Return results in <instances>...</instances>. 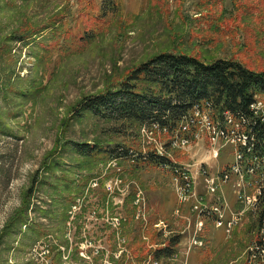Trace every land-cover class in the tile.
Masks as SVG:
<instances>
[{"label":"rangeland","instance_id":"obj_1","mask_svg":"<svg viewBox=\"0 0 264 264\" xmlns=\"http://www.w3.org/2000/svg\"><path fill=\"white\" fill-rule=\"evenodd\" d=\"M116 2V14L102 16L103 0H0V44L12 47L0 56V264H52L58 251L59 264H114L123 253L135 263L142 244L145 253L167 250L145 264H264L254 251L264 238L260 212L254 200H237V176H224L236 136L213 143L193 128L189 144L176 147L171 130L75 111L164 51L264 68V0ZM23 24L38 31L13 44ZM261 113L264 95H256ZM214 114V125L237 135L234 121ZM84 144L113 156L159 149L195 170L193 193L182 199L166 161L91 156L77 150ZM25 198V224L11 222ZM204 206L220 211L221 225L199 212Z\"/></svg>","mask_w":264,"mask_h":264},{"label":"trees","instance_id":"obj_2","mask_svg":"<svg viewBox=\"0 0 264 264\" xmlns=\"http://www.w3.org/2000/svg\"><path fill=\"white\" fill-rule=\"evenodd\" d=\"M116 1L103 0V7L100 9L102 16L116 14L120 6ZM35 29L36 27L23 24L10 35L9 40L13 44L24 42L37 33L38 30L35 32ZM9 44H0L1 57L10 55L12 47ZM256 95H264V68H251L233 58L206 61L191 54L164 51L128 71L115 88H107L97 97L80 101L75 111L84 110L110 121L115 119L140 126L173 129L194 106L209 104L214 112L229 111L241 122L252 120L246 129L248 143L254 150L262 153L264 114L256 117L251 108L256 103ZM76 146L79 152L91 156L103 152L107 158H125L121 154H129L132 159L155 160L159 166L167 161L154 151L141 154L133 149L118 148L117 155L113 156L115 154L111 155L96 145ZM29 208L30 202L25 198L21 210L10 221L21 219L19 222L25 224L24 213ZM143 246L144 244L137 248L142 255L135 263L128 262L129 256L123 253L114 264H145L144 261L152 252L158 256L161 251H167L157 247L145 253ZM58 253L53 256L52 264H59Z\"/></svg>","mask_w":264,"mask_h":264},{"label":"built area","instance_id":"obj_3","mask_svg":"<svg viewBox=\"0 0 264 264\" xmlns=\"http://www.w3.org/2000/svg\"><path fill=\"white\" fill-rule=\"evenodd\" d=\"M255 104L251 107L254 115L256 117H261L262 113L255 114ZM212 113L214 114L215 112L210 108L209 104H200L194 106L181 119V121L176 124L175 127H178L177 130L174 128L169 129L167 127L163 129L157 126L151 127L166 132L171 130V132H173L171 146L183 148L189 144V138H187L186 136L191 132L193 128H205L209 134L212 133L215 136L211 139L213 143L215 140H217L218 135L219 137L220 135L227 136L230 134L236 136L238 145L233 148L234 162L232 165L227 167L228 172L225 173L224 176L226 179H228V176H237V178L235 179L236 190L234 189V194L237 200L243 205H247V203H250L254 200L253 207L256 213L257 211L260 212V219L262 222L261 232H264V151L261 153L259 150H254L248 143L249 140L246 129L248 128L252 120L246 119L241 122L234 116H232L229 111H222L221 113H219L220 116L218 118H221L222 121H234L236 123L238 133L237 135H234L236 131L233 127H229V125L226 124L223 125L222 123H220V125H214L211 121ZM208 124L210 125L208 126ZM156 153L167 160L163 166L166 169L173 171L174 180L179 183V187L181 189L182 199L188 198L190 194L193 193L195 170L192 169L190 165L181 166L180 164L176 165L172 163L170 159L163 155L162 151H160L159 149H157ZM201 171H206V168L203 167L201 170H197V172ZM199 212L201 214H209L210 212H214V215L219 221L218 224H222V215L217 213L220 212L217 208L207 209L204 206L200 209ZM239 216L240 215H234L233 222L236 221ZM254 249L257 254L260 255V253H262V255H264V238L258 240V243H254Z\"/></svg>","mask_w":264,"mask_h":264}]
</instances>
